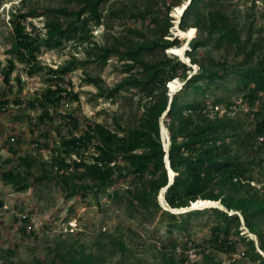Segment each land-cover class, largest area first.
Instances as JSON below:
<instances>
[{"label": "trees", "instance_id": "16d2710c", "mask_svg": "<svg viewBox=\"0 0 264 264\" xmlns=\"http://www.w3.org/2000/svg\"><path fill=\"white\" fill-rule=\"evenodd\" d=\"M74 7L61 6L46 11L28 8V0H21L23 9L10 18L11 46L7 63L0 66V111L7 110L11 103L23 105L26 110H39L35 127L56 125L58 142L44 146L48 149L49 160L42 173L33 174L30 168L20 170L23 165L32 167V156L18 155L16 162L0 173L3 178L17 184V189H26L32 183L45 178L61 185L67 197H86L90 192L98 195L106 191L116 180L132 178V182L123 190L129 198L130 212L143 214L144 218L161 214L172 226L188 234V224L192 218L204 213L202 209H189L175 212L173 209L189 207L199 196L219 200V206L210 207L216 218L210 227V235L201 244L193 242L196 253H202L206 247L233 254L239 239L245 240L241 227L263 236L261 225L264 223V187L252 185L258 180L251 174V164L264 165V156L258 161L242 159L241 148L249 147L254 141L264 143V47L259 43H242L237 25L228 13L219 7L213 8L217 0H190L180 20L181 29L200 27L202 35L196 39L193 50L186 51L191 64L180 59L179 55L168 57L165 49L179 45L180 40L167 38L172 25L168 15L162 21L154 16L153 23L160 29L158 35L141 38L129 44L115 42L100 45L91 30L102 25L105 14L102 8L106 0H75ZM256 5L257 0H250ZM180 5V2L175 3ZM169 9V6H168ZM117 14L112 8L108 15ZM47 15L43 25H37L33 18ZM135 15L145 18L147 11L141 10ZM70 41H88L97 47V51L88 55L91 59L104 64L112 54L121 59L131 60L125 63V71L132 72L140 68L139 74L131 73L112 87L104 86L103 79L87 73L85 81L97 87V95L114 100L124 90H134L141 100H146L138 123L123 126L115 120V128L80 117L74 111H61L66 102H79V92L74 90L69 74L80 63L75 57L60 64L57 68L46 67V87L32 97L16 96L10 99L13 91L12 75L18 62L22 63L29 75L45 68L39 55L44 47L62 49ZM214 43L218 47H235V58L220 59L210 52L201 55L200 48ZM159 50L162 58L149 57ZM242 56V57H241ZM241 57V58H239ZM90 59V58H89ZM192 64L199 68L193 71ZM180 78L183 84L171 96L167 87L169 80ZM18 89L23 90L20 76H17ZM3 83V86L1 85ZM235 90L236 96L227 92ZM221 91V93L219 92ZM226 93V94H225ZM225 111L220 113V106ZM246 108L252 117V126L243 124L231 114L237 109ZM29 117V114L19 118ZM161 118L169 130V146L165 148L161 139ZM66 128V132L63 129ZM46 137L49 133H45ZM14 136V140H11ZM263 137V141H260ZM8 151L11 154L6 162H12L20 143L19 135H9ZM40 148L42 142L35 143ZM237 145V146H235ZM262 150L264 144H259ZM74 155L76 157H74ZM169 163L167 162V157ZM123 163V164H121ZM168 166L177 172L169 183ZM86 177L88 182L79 183L76 176ZM164 191L167 208L158 200L160 191ZM263 191V192H262ZM119 196L115 188L110 196ZM0 200V208L3 207ZM73 211V207H70ZM209 210V209H208ZM74 212V211H73ZM74 215V214H73ZM71 213L64 217L67 221ZM22 234L34 233L26 225L29 217L20 219ZM244 221V224L242 223ZM246 248L240 258H233L229 264H246V261H259L264 264V255L255 249L252 238L247 240ZM173 248L179 249L173 242ZM264 249V245H261ZM189 246L180 252L182 261L188 259ZM180 251V250H179ZM74 264H93V255L83 253L71 258ZM168 262L175 263L169 256ZM2 264H10L3 262ZM216 264H222L217 262Z\"/></svg>", "mask_w": 264, "mask_h": 264}, {"label": "rangeland", "instance_id": "374dc122", "mask_svg": "<svg viewBox=\"0 0 264 264\" xmlns=\"http://www.w3.org/2000/svg\"><path fill=\"white\" fill-rule=\"evenodd\" d=\"M186 1L106 0L102 5L105 14L104 22L102 25L95 26L91 30V34L100 45L114 44L115 42L129 44L141 38L147 39L158 35L160 29L156 23H153V18L159 16L158 20L162 21L168 15L172 25L169 27V35L166 37L170 39L177 37L180 42L179 45L174 46H185V53L188 50L191 52L197 42L196 39L201 37L203 32L200 27L194 26V21L190 20L188 24L196 28V36L188 41L186 37L178 35L177 28L180 27L181 19L177 22L175 9L184 5ZM177 2H180V5H176ZM216 2L217 4L213 5V8H223L228 13L231 20L237 25L242 43H247L249 46L259 43L264 47V0H257L255 6L250 3V0H217ZM75 5V0H28V8H36L38 11L61 6L74 7ZM23 8L21 0H0V66L5 65L7 58L11 55L8 53L11 46V31L13 30L10 18L13 13L19 12ZM112 8L116 9L117 14L108 15ZM145 9L147 11L145 18L135 15ZM46 18L47 15H40L33 18V21L37 25H43ZM90 48L92 52L97 51V47L88 41H70L62 49L44 47L39 59L45 68L32 76L27 73L24 65L18 62L17 69L12 75L14 87L9 94L10 99L16 96L32 97L36 92H41L47 83L46 67L57 68L60 64L75 57L79 61L87 60L85 63H80L79 67L69 74L74 90L79 92L80 101L70 102L69 106L64 104L60 110L74 111L80 117L101 122L109 128H115V120L123 126L136 125L146 100H141L135 89L121 91L114 100L105 99L97 95V87L88 84L85 81V76L87 73L92 76L99 75L104 81V86L112 87L131 73L139 74L140 68H136L132 72L125 71V63L131 62V60L121 59L118 54H112L104 64H101L88 55ZM199 50L201 55L209 51L216 58H225L230 61L236 57L235 47L223 45L217 48L214 43ZM165 53L168 57H171L173 53L176 54L170 52L168 48L165 49ZM178 55L185 61L180 54ZM162 56V53L156 50L149 57L162 58ZM192 66V72L199 68L198 64H192ZM17 76L21 77L24 87L20 93L17 92ZM179 80L183 84L180 78ZM1 85L4 87L2 82ZM167 87L170 90L168 83ZM219 92L221 93V91ZM227 94L234 97L236 91L231 90ZM224 111L225 106H220V113L222 114ZM25 114H29V117L19 118ZM38 114L39 110H26L23 105L19 106L15 103H11L7 110L0 111V172L12 166L18 155L26 154L32 156L34 165L32 167L23 165L20 170L25 171L30 168L33 174L42 173L44 168L50 170V167L46 165L49 160V152L44 144L46 141L49 144L58 142L59 135L56 129L58 121H55L51 126L35 127L33 122L36 121ZM231 115L238 119L244 127L252 126L253 120L248 109H237ZM46 132L49 133L48 137L45 135ZM63 132H66V128L63 129ZM11 134L19 135L20 143L15 144L18 148L15 159L7 163L6 160L11 155L7 148L8 138ZM169 134L167 124L164 120L161 121V139L165 148L170 143ZM38 142H42L40 148L35 145ZM259 144L264 143L255 140L249 147L241 148L239 152L242 159L258 161L264 156V148L260 150ZM250 166L251 174L258 178L251 184L263 188L264 165H257L256 162H253ZM75 180L85 183L89 179L78 175ZM131 182L132 178L119 179L114 181L106 191L99 192L98 195L90 192L86 197H67L61 185L52 179L45 178L20 190L17 189V184L3 178L0 173V200L4 202L3 207L0 208V264L3 262H10V264H74L71 258L74 255L78 258L83 253L93 255V264H173L168 262L171 255L177 264H216L217 262L229 264L233 258L243 256L242 252L250 247V243L247 241L249 238L253 239L255 249L264 255V249L261 248V245H264V223L261 225L262 237L243 225L240 233L244 234L246 239H239L233 254L206 247L202 253L195 255L192 241L201 244L209 237L210 227L216 218L215 213L210 209L213 206L199 208L204 213L190 220L187 227L188 234H186L172 226L169 220L162 217L161 214L144 218L142 213L135 211L134 216L130 217L129 198L123 188ZM115 188L120 190V195L110 196ZM158 200L162 207L167 208L162 190L158 194ZM191 205L192 203L189 207H192ZM71 206L74 212L70 210ZM189 209L198 208L185 210ZM70 213V219L73 220L74 226L70 225L68 220H64V217ZM23 217L30 218L26 225L30 230L33 228L34 233L22 234L19 225L24 223L20 220ZM242 223L244 224V221ZM173 242L177 243L179 249L175 250L172 247ZM186 246L190 248L189 257L182 261L180 252ZM245 263L263 264L259 261H246Z\"/></svg>", "mask_w": 264, "mask_h": 264}, {"label": "bare ground", "instance_id": "6f19581e", "mask_svg": "<svg viewBox=\"0 0 264 264\" xmlns=\"http://www.w3.org/2000/svg\"><path fill=\"white\" fill-rule=\"evenodd\" d=\"M190 0H187L184 5L178 6L175 11H176V16H177V22L182 18L184 11L188 5ZM178 30V35L180 37H186L188 39V41H190L191 39H193L196 36V28L194 26H190L187 27L186 29H181L180 27L177 28ZM170 52H175L176 54H180L183 59L185 61H190V59L186 56L185 54V50L186 47L185 46H171L168 48ZM182 82L179 80V78H173L171 80L168 81V86L170 88V90H172V92L174 93L175 91H177L178 88L181 87ZM164 128V126H163ZM166 148H168V146L166 145ZM167 162L168 158L166 157ZM168 171H169V176H170V180L172 182L174 176L177 174V172L175 170H173L170 166H168ZM170 182V183H171ZM166 188L162 189V194L164 195V191ZM221 206L223 207L219 201L214 200V199H210V198H204L202 196H199L196 200L192 201V207H181V208H177V209H173V210H185L188 208H202V207H208V206Z\"/></svg>", "mask_w": 264, "mask_h": 264}, {"label": "built area", "instance_id": "2783aa9c", "mask_svg": "<svg viewBox=\"0 0 264 264\" xmlns=\"http://www.w3.org/2000/svg\"><path fill=\"white\" fill-rule=\"evenodd\" d=\"M65 106H69V103L66 102V103H65ZM11 135H12V134H11ZM260 139H263V137H260ZM11 140H14V136H11ZM74 157H76V156L74 155ZM252 183H254V181H252ZM68 222H69L70 225H73V226L75 225L74 222H73V220H71V219H69ZM193 247H194V246H193ZM193 249H194V253H195V255H196L197 247H194ZM187 252H188V254L190 253V248H189V250H188Z\"/></svg>", "mask_w": 264, "mask_h": 264}, {"label": "water", "instance_id": "95a60500", "mask_svg": "<svg viewBox=\"0 0 264 264\" xmlns=\"http://www.w3.org/2000/svg\"><path fill=\"white\" fill-rule=\"evenodd\" d=\"M187 62V61H186ZM188 63H190L191 64V61H188ZM172 94H173V92L171 91V96H172ZM162 120H163V118H161ZM167 158H168V155H167ZM168 161H169V159H168ZM170 179H169V183H170Z\"/></svg>", "mask_w": 264, "mask_h": 264}]
</instances>
